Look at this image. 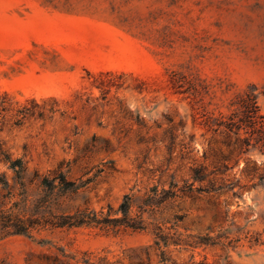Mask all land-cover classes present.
Here are the masks:
<instances>
[{"label": "rangeland", "instance_id": "374dc122", "mask_svg": "<svg viewBox=\"0 0 264 264\" xmlns=\"http://www.w3.org/2000/svg\"><path fill=\"white\" fill-rule=\"evenodd\" d=\"M246 92L264 115V0H0V146L25 167L0 162V209L116 218L129 195L146 227H37L0 237V264H264L257 179L139 211L151 189L181 188L203 151L209 167L228 154L201 123Z\"/></svg>", "mask_w": 264, "mask_h": 264}, {"label": "trees", "instance_id": "16d2710c", "mask_svg": "<svg viewBox=\"0 0 264 264\" xmlns=\"http://www.w3.org/2000/svg\"><path fill=\"white\" fill-rule=\"evenodd\" d=\"M237 108L231 111L227 116L220 115L217 118L204 117L201 126L213 135H220L224 138V146L229 150L227 155L221 157L210 167L205 164L207 152L203 151L202 161L194 160L189 169V178L181 188L174 185L170 189L157 188L151 189L139 206L141 215L150 208L159 207L169 201L180 198V194H219L231 192L234 196V189L239 183L237 175L257 179L264 183V162H257L251 159L250 153L258 151L264 155V115L260 113L256 102V96L252 92H246L237 102ZM182 148L186 147L183 145ZM235 154L233 165H229L230 156ZM0 162L8 165V168L15 172L19 177L25 172V167L20 160H11L8 153L1 149ZM240 162L244 165L240 167ZM237 172L230 175L234 168ZM210 168V169H209ZM48 179L43 178L41 186L47 184ZM52 181L61 187L62 192H74L76 187L74 183L69 182L65 175L60 172H54ZM1 182V181H0ZM5 185V183H0ZM197 185V186H196ZM172 188H175L173 190ZM132 202L129 195H125L116 213L121 217H111V209L106 214L100 215L93 212H83L72 216H60L57 221L40 216L38 208H34L31 216L27 218L24 215L15 214L10 209H0V237L7 235H27L37 227L44 228H71L78 226H94L100 228H118L123 227L134 232L145 230V224L140 216H131ZM228 212H226V217ZM159 240L155 245L160 247V242L168 246V240L165 235L156 236ZM175 246L179 243L172 242ZM194 247L208 245V240L198 239L194 241ZM189 246H191L189 244Z\"/></svg>", "mask_w": 264, "mask_h": 264}]
</instances>
